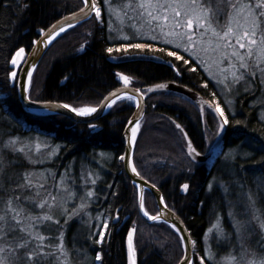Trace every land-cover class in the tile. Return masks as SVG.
<instances>
[{"label":"trees","instance_id":"1","mask_svg":"<svg viewBox=\"0 0 264 264\" xmlns=\"http://www.w3.org/2000/svg\"><path fill=\"white\" fill-rule=\"evenodd\" d=\"M25 4L28 7L25 8ZM81 6V0H20L19 5L16 0H0V95L4 94L0 99V139L5 141L12 136L34 135L33 128L39 125L50 138L66 145L57 159L65 161L73 155L69 159H73L76 167L83 165L85 160L80 159L81 157L91 155L87 150H93L94 154L104 151L109 159L100 162L102 167L98 171L102 180L98 183V201L94 207L107 219H111V222L102 245L93 248L92 245L85 244V250L89 253L87 256L98 252L101 256L99 264H125L124 242L128 232L135 229L133 245L137 264H177L182 256V249L176 234L163 223L147 224L140 221L136 208V191L121 173L120 136L132 113L131 102L126 99L117 101L102 118L92 123L98 131L90 135L89 139H84L73 133V129H85L84 124L71 122L61 116L36 117L25 113L18 103L15 83L9 79L10 70L18 71L10 63L14 50L23 47L28 51L38 31ZM101 19L103 23L91 16L63 33L53 43L33 72L28 96L36 102L51 101L69 104L71 107H96L108 92L125 84L116 73L128 76L130 83L125 85L138 88L146 96L145 112L139 123L141 130L133 150V165L143 179L159 189L166 206L180 217L191 237L199 243L205 228L217 215L224 216L229 208L241 211V206L235 205L239 202L238 195L241 192L246 196L248 193L254 194L256 182L264 181V163L261 162L264 161V151L252 152L251 156L244 158L237 156L235 160L229 156L238 145L245 152L264 145V122L258 115L260 102L264 104V88L256 80L251 85L243 83L233 88V107L231 111H226L230 121V134L224 140L225 150L210 169L192 164L185 149L178 155L170 150H151L136 154L135 149L141 136L147 132L160 135L159 129L152 126L157 117L172 126L174 131H177L175 124L179 123L193 145L198 149L200 146L201 125L197 111L185 112L179 107L184 99L178 96L148 89L174 81L198 92L213 104L217 103L214 94L219 102L222 97L197 66L185 64L182 60L172 64V60L162 52L154 54L159 57V61L112 62L111 57L114 56L151 55V52L133 48L124 52L121 45L127 44L117 38V30H109L111 15L104 7ZM129 29L125 27L127 35L131 34ZM109 47L120 50L109 55ZM193 67L196 71L191 70ZM177 69L180 70L179 75L176 73ZM245 88L248 90L245 91ZM237 121L240 123H236ZM249 139L255 143L251 148H246L244 143ZM152 143L159 145L156 138L152 139ZM145 148L144 146L143 149ZM6 164L8 167L5 174H10L15 179L26 168L25 161L8 153ZM6 182L13 185V182ZM184 184L189 185L187 192L181 189ZM209 184H212L211 191ZM146 196L149 194L145 192L144 198ZM113 218H117V222L113 223ZM88 232L84 227L79 230L80 234ZM84 264L94 262L89 258V262Z\"/></svg>","mask_w":264,"mask_h":264},{"label":"snow or ice","instance_id":"2","mask_svg":"<svg viewBox=\"0 0 264 264\" xmlns=\"http://www.w3.org/2000/svg\"><path fill=\"white\" fill-rule=\"evenodd\" d=\"M117 2L120 12L127 21L123 27L132 30L130 35H123V40H151L171 45L173 50L167 51V56L183 60L188 64L189 60L179 55L177 50L186 52L194 62L204 66L209 76L228 92L232 91L233 86L243 83L251 85V82L257 79L264 84V0H82L84 8L81 11L86 17L94 12L96 19L103 23L102 7L108 9L111 15V9ZM16 3L19 5L20 0H16ZM4 6L7 7L6 4ZM24 7L28 5L25 4ZM85 8L88 11L85 12ZM55 27L53 25V29ZM123 27L118 31L123 32ZM109 30L115 29L110 25ZM59 31L63 32L64 28L61 27ZM121 48L124 52L129 48L153 50V45L134 42L121 45ZM119 50L109 47L107 53L111 55ZM156 51L165 52L166 49L159 48ZM24 54L23 47L14 50V55L10 56L13 68L19 66ZM191 70L196 71V68L193 67ZM33 71L24 73L29 87H31ZM179 74L180 70L177 69V75ZM116 76L125 84L130 83L128 76L121 73H116ZM18 78V72L10 70L9 79L15 83ZM156 87L163 89L166 85L158 84ZM247 90L248 88H245V91ZM24 91L27 92L28 89ZM148 91L153 89L150 88ZM25 99L32 102L30 96H26ZM120 99L121 95L113 92L110 99L100 107L110 108ZM127 99L132 100L133 97L127 96ZM57 107L68 109L80 117H87L98 110L97 107H71L69 104ZM209 107L213 105L209 104ZM215 112L219 114L218 132H223L230 123L229 117L218 103L215 105ZM261 119H264V114ZM175 126L182 133L184 132L179 123ZM139 127L137 123L131 129L130 144L134 143ZM184 135L187 137V133ZM254 143V140L249 139L244 143V147L251 148ZM32 144L33 141L21 140L19 137L9 138L7 141L0 139V264H74L71 251L65 243L61 219L67 224L73 216L84 213L90 206V200L95 196V192L86 185L88 182L95 185L100 177L92 173L73 177L66 171L57 180L55 173L37 174L22 170L18 181L14 185H9L4 180L5 169L8 166L6 152L16 154L17 159H25L29 164H35L38 161L34 157L40 152L41 144H35V152L32 150ZM187 146L189 156L199 155L191 141H188ZM43 147L51 146L45 143ZM59 148L60 146L56 145L49 155H57ZM255 151H264V145L259 149H252L251 152L243 151L238 145L229 156L235 160L237 156L249 157ZM119 158L125 160L124 156ZM132 171L139 175L135 166L132 167ZM50 178L53 181L51 185L48 183ZM77 179H84L85 185H77ZM81 187H84L83 195L80 194ZM182 188L187 192L189 185L184 184ZM208 188L211 191L212 184H209ZM225 191L227 192V189ZM69 202L72 204L71 209L67 207ZM140 207L143 210V196L140 197ZM88 215L91 219L90 214ZM144 215L150 220L160 219L159 215L149 216L147 211ZM237 216L240 218L237 219ZM229 217L234 221L232 237L243 241L245 233L257 235L259 239L256 248L247 247L243 242L233 246L232 238L224 233L221 226L222 218L219 215L215 223L207 229L205 240L207 241L209 233L216 230L213 239L217 246L225 243L233 248L225 257L227 264H264V206L258 205L257 199L248 193L241 211L230 212ZM50 225L59 227L53 232L50 230ZM173 227L176 228L175 225ZM101 228L96 243L104 242L108 223H102ZM176 230L184 231L179 228ZM135 231V229L130 230L127 237L129 264H136L133 245ZM179 239L183 243L189 238L181 236ZM191 243L194 251L195 242ZM204 252L205 254L199 258V264H225V261L217 260L211 246H207ZM100 259V255L95 256V260ZM179 264H194V262L185 255Z\"/></svg>","mask_w":264,"mask_h":264},{"label":"rangeland","instance_id":"3","mask_svg":"<svg viewBox=\"0 0 264 264\" xmlns=\"http://www.w3.org/2000/svg\"><path fill=\"white\" fill-rule=\"evenodd\" d=\"M117 3H119V2H117ZM92 17H94L95 20L98 21L96 19L94 13H93ZM110 20H111L110 23H111L112 28L117 30L118 34L116 36L118 39H121L126 44L134 43V42H129L131 40L125 41L122 39L123 35H127V34L125 32L126 31L125 27H123L125 25V18L123 17L122 13L120 12L119 4L113 5V8L111 9V19ZM121 27H123V32L118 31ZM130 31L132 32L131 29H129L128 32H130ZM135 42H146V43L152 44L153 50L147 49V53L151 52L152 56H156L154 54H159L158 53L159 51L157 52L156 49L165 48L166 51L162 52V53H164L166 58H169L172 60V62H171L172 64H175V62L179 61V60L175 59V57L167 56V54H166L167 51L173 50L171 45H165L163 43H156V42L151 41V40H148V41L136 40ZM177 52L179 55H183L185 59L189 60V63H192V65L194 64L195 66H197L204 73L205 77L214 85V87H216L218 89V91L222 97V100L220 99V102H219V99L217 98V96L215 94L213 95V97L216 99L217 103L220 105V107L225 111V114L227 115L226 111H231V109L233 107V101L234 100L231 97V92H228L226 89H224L222 87V85L217 84L216 80L209 76V72L205 71V67L202 65H199L198 62H194L193 58L189 57L188 53L183 52L181 50H177ZM24 57H25V55H24ZM24 57H23V59H24ZM22 60L19 61V66L16 67L17 70L19 69ZM256 81L258 83H260L259 79H257ZM261 86L264 88V84H261ZM234 87L235 86H233V88ZM233 88H232V90H233ZM3 95L4 94L0 95V99H2L4 97ZM228 101H231V103H229ZM181 105L182 106H179V107L183 108V110H185V112L186 111L192 112L193 110H195L194 106L187 101L182 100ZM259 105H260V107L258 109V115H259L260 120L264 122V119H261L262 114H264V104H262L260 102ZM132 107H133V104H132ZM145 108H146V106H145ZM217 120L218 119L216 116L209 115L206 117L205 121L202 122V124L200 126L201 137L204 134L206 139H207L205 147H204L205 152L208 151L212 142L214 141V139L217 136V132H218L217 131L218 130V121ZM155 121L156 122L154 124H152V126L159 129L160 135L147 132L143 136H141V139L137 145V148L135 149L136 154H143V152H148L151 150L152 151H158V152L159 151L165 152L166 150L167 151L170 150L173 153L178 155L180 153V151L185 149L184 139L182 138L181 134L178 133L177 131H174V128L172 126L168 125L167 122L161 121L158 117L155 118ZM125 124H126V122H125ZM125 124H124V126H125ZM25 127H26V125H25ZM40 127L38 125L34 128V130H35L34 133H36L34 135L17 136V137L21 138V140L33 141V144H32L33 152H35V144L36 143L41 144L40 152L37 153L36 156L34 157L35 159H37V161H38L37 163L29 164L27 160L21 158L23 161H25V164H26V168L24 170L33 171V172H36L37 174H39V173H45V174L55 173L57 180L59 179L60 176L64 175L66 171L69 174H71L73 177H79V176H82L86 173H92V174L98 175L100 177V175H99L100 173L98 171V169L100 167H102V164L100 162L103 160L109 159V156L107 154L103 153L104 151L96 152L94 154L93 150H87L91 155H89L90 157L84 156V157L80 158L82 160H85V161H83V165L80 167H75L73 162H72L73 159H69L73 155L67 157L65 161L63 160V162H61L62 160L60 158L57 159V156L59 155L60 152H62L63 149L66 148V145H64L62 143L60 144L59 142H56L55 139H53L52 137H51L52 138L51 139L48 136L49 134H45L44 131ZM86 128H89V130H91L92 132L97 129L95 126H92V125H88ZM86 128L85 129H83V128L73 129V131H75V132H73V131L72 132L81 138L82 137H89L90 133L87 132L88 129L86 130ZM140 130H141V127H139V129L137 130V135H136L134 142L137 141V136L140 134ZM171 130H172V133H171ZM226 130L227 131L224 135V139H223V142L221 144L222 148L219 150V152H218V154L214 160H216L225 150L224 140L230 134L229 129H228V125L226 127ZM82 131H83V133H81ZM173 134H175L176 138L174 137ZM10 138H15V137L12 136ZM153 138H156V141L159 143L158 146H155L152 143ZM8 139L9 138H7V140ZM147 139L149 140V142H147ZM7 140H5V141H7ZM106 140L108 141L107 137H106ZM45 143L50 145L51 147H49V148L43 147V145ZM56 145L60 146L58 154L57 155H49V153L52 151L53 148H55ZM134 145H135V143H134ZM144 146L146 147L145 150L143 149ZM215 149H216V147H214L212 149V151H214ZM6 153H8L11 156L16 157V154L9 153V152H6ZM101 154H103V155H101ZM241 157H243V156H241ZM88 161H90V162H88ZM119 162H120V159H119ZM207 165L208 164H202L201 167L206 169ZM74 167H75V169H74ZM144 175H146V174H144ZM4 178L8 182H13V185H14L18 181L19 176L17 177V179H15L10 174L9 175L5 174ZM100 179H101V177L97 180V183L95 185H92L90 182H88L86 187L89 189H92L95 192V187L98 185V182L100 181ZM48 183L50 185L53 183L51 178L49 179ZM76 183H77V185L84 186L85 180L84 179H77ZM9 185H11V184H9ZM253 190H254L253 191L254 194H252V195L254 198L257 199L258 205L264 206V181L256 182V186L254 187ZM80 194L81 195L84 194V187H81ZM150 198L151 197L146 196L143 199V203H145L144 211H147L149 216H153V215H155L156 212H155V209L153 207V203H152ZM95 199H96V196H94L90 200V202H89L90 206L85 209L84 213H81L78 216H73L72 219H70L67 224H64L63 219H61V225H63V230L65 232V238L67 239L65 241V243H66L68 249L71 251V255H72V259H73L74 264H84L86 261L89 262V258L92 260V263L94 262V264L100 263V260L99 261L95 260V256L100 255V253L94 252L89 257V256H87L89 253L86 252L85 247L87 248L86 245H88V244H90L88 246L92 245L93 248L94 247L98 248L100 245H102V243H96L95 241L97 239H99V232L102 230V228H101L102 223L107 222L108 226H109V224H110L109 222H111V221H110V219H107L106 217H104V214L102 212L96 210V208L93 205L96 202ZM238 199H239V202L235 203V205L241 206V209H242V205H243V203L246 202L247 196L243 192H241V195L240 196L238 195ZM76 203L78 204L79 201L77 200ZM67 207L69 209H71V207H72L71 202L68 203ZM230 212L238 213L240 211L239 210L233 211V210H231V208H229L228 211L225 212L224 216H222V215H219V216L222 218L221 226L224 230V233L232 238L233 246L238 245L239 243L243 242V243H245V245L247 247L256 248L257 243H258V239H259V237L257 235H249L248 233H245L243 241L236 240L234 237H232V233L234 232L232 224L234 223V221L232 219H230V217H229ZM88 214H90L91 219L89 218ZM137 215H138V213H137ZM97 217H99V219H97ZM138 217H139V215H138ZM216 217L205 228L199 243L197 241H195V239H193V241L195 242V250L194 251L192 250V256H193L194 264H199V258H200V256L205 254L204 250L207 246H211V250L216 255L217 260H221V261H225V257H227L228 253L233 250V248L230 246L227 248L226 246H228V244H225V243H222L220 246H217L215 240L213 239V237L216 235V230H213V233H209L207 241L205 240V234L207 233V229L211 226L212 223H215ZM58 218H60L59 214H58ZM139 218H140V221L145 222L141 217H139ZM239 218L240 217L237 216V219H239ZM55 226L56 225H50L49 226L50 230L55 232V230L57 229V228H55V229L53 228ZM82 227L89 230L88 234H80L79 233V230ZM108 229H109V227H108ZM108 229L105 231V234L108 231ZM73 235H74V237H73ZM86 237H87V239H86ZM220 247H222V248H220ZM225 264H227V261H225Z\"/></svg>","mask_w":264,"mask_h":264},{"label":"water","instance_id":"4","mask_svg":"<svg viewBox=\"0 0 264 264\" xmlns=\"http://www.w3.org/2000/svg\"><path fill=\"white\" fill-rule=\"evenodd\" d=\"M82 8H84L83 3H82V7L79 10H76L75 12H72L63 17L58 18L55 22L50 24L42 32L38 31L39 35L36 38V41L31 46L30 50L28 51L18 72L19 78L16 81L15 88H16V95L20 107L24 112L35 116H61L75 123H89L104 116V114L106 113L109 107L101 108L100 105L105 104L107 100L110 99L111 93L113 92L119 93L121 95V99H126L127 96H132L133 97L132 101L134 102L133 112L123 128L120 138L122 145V156L125 157V160L121 161L122 172L126 177V179L130 182V184L133 185L136 189L137 210L139 215L148 223L155 222L154 220H150L148 217H146L143 213V210L140 207V197L143 196L144 191H147L152 196V199L154 201V205L157 211L156 215H159L160 217V219L156 221L168 225L170 228L174 230V232L179 238L181 236L189 238L186 239L183 243L180 241L182 245V257L179 260V262L184 258L185 255L189 256L192 259L193 258L192 243H191L192 240L183 222L175 213H173L172 211H170L165 207L159 190L155 188L153 185L147 183L145 180L140 178L139 175H136L132 171L133 166L131 163V159H132L134 143L130 144L129 142L131 137V129L135 127L137 123H139V121L141 120L144 114V108H145L144 105L145 97L138 89L129 86H120L116 89H113L102 99L101 103L97 106L98 109L97 112L87 117L76 116L75 113L71 112L68 109L57 107L58 105H62V103L51 102V101L48 102L32 101L30 103L28 102V100L25 99V97L28 96V91L25 92L24 89L29 90V84L27 77L24 75V73L26 71H33V69L35 70L37 64L41 60L44 53L59 36H61L64 32H66L70 28L86 21L94 13L93 12L88 17H86L84 15V12L81 11ZM84 11L86 12L88 11V9L85 8ZM53 25L56 26L55 29H53ZM69 25L72 26L69 27ZM61 27L64 28L63 32L59 31ZM57 33L59 34L57 35ZM111 60L114 62H124L130 60L159 61V59H156V57L154 56H147L144 54L111 57ZM162 84L166 85V87L163 89H159L156 87L157 86L156 85L155 87H153V90L156 92L172 93L184 99H187L197 107L199 112H201L203 108L210 110L217 117L219 121V114L215 112V108L213 107L210 108L209 103H205V100L190 88L185 87L174 81H167ZM21 85H23L24 87L22 88ZM222 136H223V132L217 133L216 140L213 145L214 147L219 145ZM184 139L186 145H188L189 140L186 137ZM188 151L189 149L187 146V156L194 163H203L211 155V153H208L205 156H200V155L189 156ZM173 225H175L176 228H174ZM177 228L183 229L184 231L178 232L176 230ZM125 260H126V264H129L127 240L125 242ZM179 262L177 264H179Z\"/></svg>","mask_w":264,"mask_h":264},{"label":"flooded vegetation","instance_id":"5","mask_svg":"<svg viewBox=\"0 0 264 264\" xmlns=\"http://www.w3.org/2000/svg\"><path fill=\"white\" fill-rule=\"evenodd\" d=\"M37 34V33H36ZM37 37V36H36ZM25 52H26V49H25ZM136 88V87H135ZM206 115L207 114H204V116H203V118H206ZM205 120L203 119V121L202 122H204ZM202 122H201V124H202ZM200 124V125H201ZM91 134H93V133H95L96 131H89ZM81 133H83V131L81 132ZM205 144H206V140H205V136H203L202 138H201V140H200V146H199V149L198 148H196L195 146V148L197 149V151L199 152V153H201L202 154V151L204 150V147H205Z\"/></svg>","mask_w":264,"mask_h":264},{"label":"bare ground","instance_id":"6","mask_svg":"<svg viewBox=\"0 0 264 264\" xmlns=\"http://www.w3.org/2000/svg\"><path fill=\"white\" fill-rule=\"evenodd\" d=\"M101 101H102V100H101ZM101 101L99 102V104L101 103ZM99 104H98V105H99ZM98 105H97V106H98ZM97 106H96V107H97ZM213 153H217V151H214ZM210 168H211V165L208 164V165L206 166V169H210Z\"/></svg>","mask_w":264,"mask_h":264}]
</instances>
